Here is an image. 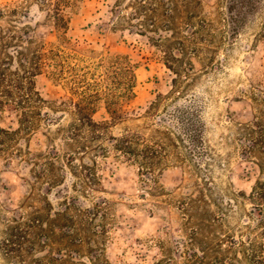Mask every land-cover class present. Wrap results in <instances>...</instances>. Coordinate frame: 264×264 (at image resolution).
<instances>
[{"label": "rangeland", "instance_id": "obj_1", "mask_svg": "<svg viewBox=\"0 0 264 264\" xmlns=\"http://www.w3.org/2000/svg\"><path fill=\"white\" fill-rule=\"evenodd\" d=\"M234 1L82 0L66 47L42 0H0V264H264V0ZM16 50L47 63L20 91ZM114 51L137 64L117 120Z\"/></svg>", "mask_w": 264, "mask_h": 264}, {"label": "trees", "instance_id": "obj_2", "mask_svg": "<svg viewBox=\"0 0 264 264\" xmlns=\"http://www.w3.org/2000/svg\"><path fill=\"white\" fill-rule=\"evenodd\" d=\"M250 1L251 0H241V10H243V8L246 7ZM81 2L82 0H42L43 5L46 6L44 9L45 15L56 29L57 38L63 46L68 47V45H72V38L68 34L69 23L72 15L77 12ZM238 2V0H235L233 5L230 6V9L235 7ZM10 37L12 38L13 36L10 35ZM26 40L28 42L32 41L30 38H27ZM5 45H7V40L3 36L0 39V47H4ZM16 51L20 55L19 64L21 66H25L24 63H31V69L24 67L21 72L17 73V79L10 80V85L20 91L25 88L24 83L25 80L28 79L27 76H34L38 74V70L41 66L47 63L44 61L46 54L41 51L35 50L32 52L31 56L24 54L20 50ZM4 60L6 59L0 57L1 85L7 81L4 78L6 77V72H4L3 69L4 65L9 63ZM100 67L103 70L102 88L100 91H95V93L103 95L105 100H108L109 105L106 106V111L110 114L111 118L114 120L120 119L123 117V102L130 100L135 96V69L137 64L132 61L129 54L114 51L101 59ZM89 104L90 103L81 105L79 103H75V114L78 116L80 121L73 126L71 133L73 136L79 135L78 132L84 128L90 130L92 133H96L99 124L92 120V114L96 111V109L94 107H90ZM0 130H3V128L0 127ZM128 148L134 152L136 156L139 155L137 152L143 151V149H138L137 147L133 148L128 146ZM253 196L260 201V205L264 204V182H259V184H257ZM258 214L262 216V208Z\"/></svg>", "mask_w": 264, "mask_h": 264}]
</instances>
